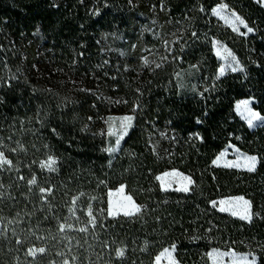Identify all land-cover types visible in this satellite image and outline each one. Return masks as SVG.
I'll use <instances>...</instances> for the list:
<instances>
[{"label":"trees","instance_id":"trees-1","mask_svg":"<svg viewBox=\"0 0 264 264\" xmlns=\"http://www.w3.org/2000/svg\"><path fill=\"white\" fill-rule=\"evenodd\" d=\"M221 4L244 29L212 15ZM214 41L239 71L218 75ZM241 100L264 119L254 0H0V264H154L171 248L180 264H212V251L264 264V124L237 116ZM112 115L134 117L114 157ZM229 147L256 168L216 166ZM168 171L188 176L189 190H162ZM119 187L136 214L108 215ZM233 197L250 221L217 210Z\"/></svg>","mask_w":264,"mask_h":264},{"label":"rangeland","instance_id":"rangeland-1","mask_svg":"<svg viewBox=\"0 0 264 264\" xmlns=\"http://www.w3.org/2000/svg\"><path fill=\"white\" fill-rule=\"evenodd\" d=\"M264 5V0H254ZM212 15L218 19L224 26L235 32H239L245 28L243 20L224 4L215 7ZM213 52L219 61L220 67L218 75L220 77L240 70V66L230 52V50L221 42H213ZM194 72L192 70L181 72L178 75V82L181 90H185L190 82L194 80ZM248 101L249 107L252 109L253 102L251 100H241L235 105L237 116L251 129L257 128L264 124V119L253 120L251 126L245 115H241L242 109H238V105ZM252 111H254L252 109ZM255 112V111H254ZM134 122L133 115H112L105 120V133L108 138V154L114 157L124 139L130 132ZM5 160L0 153V164ZM219 167L233 168L237 170L253 171L257 166V160L246 154L239 152L233 147H229L221 152L214 161ZM56 161L49 159L43 164L46 172L54 171ZM159 184L164 191L187 192L191 186V180L188 176L177 171H168L158 177ZM108 215L116 217L118 215L131 216L137 213L138 208L132 199L125 194L124 188L119 187L116 190L108 192ZM218 211L229 214L235 218L250 221L251 211L249 203L241 197L224 198L215 203ZM174 249H166L161 252L155 259L154 264H180L175 258ZM212 264H255L256 260L248 255L236 254L234 252L212 251L208 255Z\"/></svg>","mask_w":264,"mask_h":264},{"label":"snow or ice","instance_id":"snow-or-ice-1","mask_svg":"<svg viewBox=\"0 0 264 264\" xmlns=\"http://www.w3.org/2000/svg\"><path fill=\"white\" fill-rule=\"evenodd\" d=\"M238 109H242L241 115H245V117L248 119L250 126L253 120H258L262 118L258 113L252 111V109L249 107L248 101L243 102L242 105H238Z\"/></svg>","mask_w":264,"mask_h":264}]
</instances>
